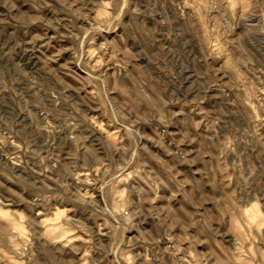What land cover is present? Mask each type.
<instances>
[{"label":"clouds","instance_id":"9594fccd","mask_svg":"<svg viewBox=\"0 0 264 264\" xmlns=\"http://www.w3.org/2000/svg\"><path fill=\"white\" fill-rule=\"evenodd\" d=\"M0 264H264V0H0Z\"/></svg>","mask_w":264,"mask_h":264}]
</instances>
